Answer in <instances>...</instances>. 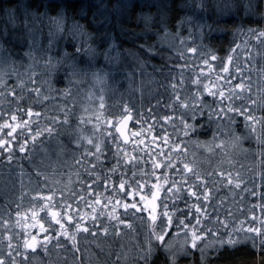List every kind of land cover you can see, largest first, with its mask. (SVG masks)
<instances>
[{"label":"rangeland","instance_id":"obj_1","mask_svg":"<svg viewBox=\"0 0 264 264\" xmlns=\"http://www.w3.org/2000/svg\"><path fill=\"white\" fill-rule=\"evenodd\" d=\"M76 1L83 6L80 16L65 15L63 32L45 19L34 40L22 48L14 50L2 41L0 125L5 127L0 129V139L8 141L0 145L2 264H144L157 254L169 259L192 258L195 253L209 258L225 247H233L217 248L213 240L217 236L227 240L232 235L241 243L264 240V171L260 168L248 176L247 170L232 161H224L227 166L213 163L209 160L213 150L210 145L200 139L188 140L185 135L194 129L197 117H202L197 114L192 118V105L204 113L205 101L198 92L203 80L207 86L221 83L235 96H239V88L240 92H249L253 84L254 94L248 99H261L262 93L256 88L263 87L264 60L253 64V70L258 69L249 72L246 58L235 57L250 48L258 56L256 63L264 56V39L261 35L257 41L253 39V34L264 32V0H234L235 5H245V10L249 8L253 14L259 8L262 26H255L258 31L245 26L233 30L237 52L227 54L221 64L208 61L206 55L214 52L202 48V40L195 37L201 38L202 29H191L190 22L166 35L173 55L182 57L179 66L195 69L197 76L193 96H180L178 105L170 111L163 104L171 100L163 101L155 90L156 81L139 55L133 56L135 61L122 56L127 64L120 67L118 75L115 60L111 66L112 60L103 58L97 65L104 68L99 79L91 72L68 75L64 54L72 52L78 30H73V25H82L89 32L82 18L90 8L107 28L113 22L108 11L114 10L119 16L132 0H116L111 10L108 0ZM56 14L50 11L51 16ZM119 18L115 26L123 31L124 22ZM1 21L11 24L4 13L0 14ZM91 23L98 24L97 17ZM107 41L111 44L109 38ZM114 50L113 58L119 53L116 59H120L119 48ZM179 79L185 82L187 77L181 74ZM151 111L149 133L147 126L134 120ZM6 125L19 127L13 132ZM46 127L53 129L51 134L43 132ZM38 128L43 134L33 141ZM24 140L29 143L21 152ZM121 158L127 161L125 168L117 161ZM118 170L126 177L117 178ZM122 180L123 189L119 187ZM239 193L241 198H237ZM141 207L150 213L145 219L137 213ZM53 212L58 213L55 218ZM169 216L172 224L165 228ZM180 220L188 229L177 227ZM249 228L260 231L248 233ZM193 230L204 232L195 248L191 245ZM162 232H166L164 239L157 240ZM33 238L35 247H26L25 242L31 243Z\"/></svg>","mask_w":264,"mask_h":264},{"label":"trees","instance_id":"obj_2","mask_svg":"<svg viewBox=\"0 0 264 264\" xmlns=\"http://www.w3.org/2000/svg\"><path fill=\"white\" fill-rule=\"evenodd\" d=\"M36 1L39 3L40 0ZM108 1L110 2L109 9L111 10L113 8L111 5L114 6L113 2L116 0ZM131 2H128L125 10L119 16L115 15L114 10L108 11V18L112 16L113 22H109L107 28L103 22H99L98 16L93 14L89 7L87 17L82 19H84L83 22L86 28L95 37H107L111 41L110 43H115L119 48L121 52L120 59H114L117 75L120 73V67L126 68L127 62L122 60V56L131 61L132 58L135 61L133 56L136 55L143 59L145 66L156 81L155 90L161 95L163 101L171 100L169 103L163 104L168 106L164 108L167 111H170V107L178 103L176 102L177 97L185 94L191 97L197 88L195 69H183L179 66L183 60L180 54L174 53L173 55V50L167 42L168 38H166L168 33L175 31L178 26L184 27L189 22L191 29H202L201 38L195 37L197 40H202V48L205 51L210 49L214 52L213 55H206L208 61L221 64L227 54L237 52L238 44L235 42L233 30L238 26H245L256 31L257 28L255 26L261 29L263 21L259 8L257 9L258 13L253 14L249 11V8L245 10L247 6L237 5L234 14L226 18V22L213 23L206 10L213 0H203L204 8L198 7L200 0H132ZM6 3L7 0H0V4ZM75 5V7L69 8L66 12L68 17L74 15L73 18H77L80 16L81 2L76 1ZM39 10L42 12L43 8L41 7ZM0 14H3V12L0 11ZM142 14H150L153 17L150 30L146 29ZM96 17L98 24H92L91 20L93 21ZM116 17H120V22H124L125 28L123 31L116 28ZM162 18L163 23L161 22ZM180 21L184 22L180 23ZM16 23L19 25V21ZM5 28L8 29L6 37L3 34ZM39 29L35 30L31 35H27L26 30H22L19 27L14 29L12 24H5L1 21L0 41H4L8 47L12 45L14 50L22 48L24 43L34 40L33 38L39 32ZM104 35L107 36L104 37ZM259 35L260 33L253 34L254 41L258 40ZM262 39H264L263 36ZM261 42L263 43L264 40ZM149 48L151 51H148ZM113 50L110 53L111 57L116 53ZM252 52L250 48L244 55L236 56L235 60H244L246 58V70L254 72L258 68L253 70L252 65L260 64L264 60V56L261 57L262 59L256 60L258 61L256 63L254 60L258 56ZM110 65L113 66V60ZM240 65H243V61ZM181 74L187 77L185 82L179 79ZM175 80H179V83H176ZM203 81L205 83V80ZM204 83L199 84L198 91L200 92V97L205 101L204 115L197 117L194 129L185 132L186 138L188 140L193 138L194 141L200 139L208 143L210 145L209 148L213 149L212 155H209V160L220 166H227L225 162L230 163L232 161L235 165L243 167L240 169L247 170L245 173L248 176L260 168L264 171V82L262 89L256 88L258 93H262L261 99L258 100L248 99V95L254 94L255 87L252 86L253 84L249 85V92L246 89L240 92L239 88V96H235L232 89L226 92L225 85L221 83L209 84L208 86ZM142 92L146 93L147 91L142 90ZM212 93H216V95L214 96ZM220 93H223V95L221 96ZM218 110L223 111L219 112V115L213 114ZM152 114V111L150 115L141 116L140 114L134 122L141 121L143 125L148 127L147 132L150 133ZM249 115L252 116L251 121L248 120ZM140 118L142 120H139ZM117 161L122 163L119 164L121 167H126L127 161L125 159L121 158ZM116 177L122 178L126 176L118 170ZM249 180L250 178H248ZM247 193L249 194V191ZM242 195L245 196L244 193ZM239 197H242L240 193L237 195V198ZM137 213L144 219L150 214L143 207L138 209ZM144 264H264V245L261 244L260 238H257L255 247H253V242L240 243L230 248L225 247L209 258L202 257V255L199 256L197 253L192 258L174 257L172 259L157 254L151 258V261H146Z\"/></svg>","mask_w":264,"mask_h":264},{"label":"snow or ice","instance_id":"obj_3","mask_svg":"<svg viewBox=\"0 0 264 264\" xmlns=\"http://www.w3.org/2000/svg\"><path fill=\"white\" fill-rule=\"evenodd\" d=\"M74 0H42V3H35L34 0H7L6 4H0V11L4 13V19L11 23L13 28H21L22 30H26L27 35H31L35 30L39 28L40 22L44 21L45 19L48 20L51 24H54L56 27V30L58 32H63L64 30V20L66 12L69 8L75 7ZM43 8V11H39L40 8ZM83 7V6H82ZM198 7L204 8L203 0H200V4ZM237 8V5L234 4L233 0H213L211 4H209L206 8L208 12L209 18L213 21V23H220L221 21L226 22V18L234 14V10ZM55 10L56 16H51L50 11ZM145 27L146 29H151L152 23H153V17L150 14H142ZM17 21H19V25H17ZM163 23V18L161 20ZM184 21H180V23H183ZM210 27V26H209ZM78 29V30H77ZM73 30H77L75 36L73 37L74 42L71 44L72 52L68 53L65 52L64 56L67 58V65L66 70L69 76L75 77L78 75H87L89 72L92 73L93 77H96L99 79L100 73L104 72L103 67H97L98 62L103 58L104 61L110 62L112 59H116L119 56V53H117V57L113 58L111 57L110 53L114 48H116L115 43L109 44L107 39L105 38H97L92 33L87 32L84 30V27L82 25H73ZM249 31H252L251 29ZM4 35L8 34V29H4ZM261 36H264V32L260 33ZM4 50V44L2 41H0V51ZM148 51H151L149 48ZM191 51L195 52V49H191ZM51 58L49 59L50 62ZM58 63H63V61H59ZM224 71L226 72L227 69L225 68ZM212 95H216V93H212ZM222 96L223 93H220ZM177 101H179V97H177ZM223 110H218L217 112L213 113L216 115H219V112ZM29 116L32 115L31 110H29ZM199 114L201 116L204 115L201 108H198L196 105H192L191 109V115L192 118L195 119V116ZM11 119L15 120L16 117L13 116ZM67 120V117L65 118ZM127 119H131V116H128ZM165 119H168V117H165ZM248 120H252V116H248ZM7 127L11 128L12 131H15L16 127H19V125L13 126V125H6ZM5 127L4 125H0V129ZM121 130H123V124H121ZM53 129L51 127H46L43 132H47L51 134ZM29 132H31V129H29ZM43 132L38 128L35 135L32 136V140L35 141L36 137L39 135H42ZM166 139V138H165ZM8 143L5 139H0V145H6ZM29 143L28 140H24V144L20 146V151H25V146ZM91 143V141H89ZM187 168V165H185ZM110 171H114L110 170ZM119 187L123 189L125 187V183L123 180L121 181ZM157 189H159V185L156 186ZM171 191V189H169ZM193 196H196V192L193 191L191 193ZM156 198V194L153 195V201ZM141 199H146L145 197H141ZM204 199L207 200L208 196L205 195ZM151 207H154L153 202H149ZM125 207H128V205H125ZM133 208H135V204L132 205ZM58 215V213L53 212L52 216L55 218ZM164 215L167 216V213ZM69 220H72V216H68ZM152 219L155 220L156 217L152 216ZM59 223V221H57ZM199 223V222H198ZM172 224V218L169 216L167 219V224L165 225V228H167L169 225ZM77 229H79V225L76 226ZM177 227L188 229V225L184 223L183 220H180L177 224ZM61 228H63V225H61ZM84 231H87L85 228ZM106 231V229H105ZM210 232V230H207ZM259 229L255 228H249L248 233H256L259 232ZM67 234V233H65ZM166 232H162L160 235L156 237L157 240H163L164 235ZM264 235V233H262ZM204 236V232L202 231L200 234H197L195 230L192 231V237H191V245L193 248L197 247V241L201 240ZM45 240H47V237H45ZM216 247L219 248L223 245H231L235 246L241 241L237 239H233L232 235H229L227 240H224L223 238L217 236L213 238ZM73 241L75 242V238L73 237ZM26 247H35L36 240L33 238L32 242H25ZM261 244L264 245V240H261ZM253 247H255V243L253 242ZM201 252L203 253V249H201ZM0 264H2V261H0Z\"/></svg>","mask_w":264,"mask_h":264}]
</instances>
